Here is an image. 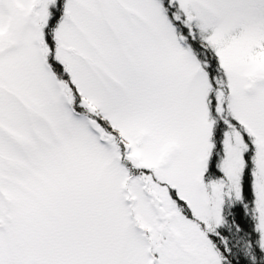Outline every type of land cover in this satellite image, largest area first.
I'll return each instance as SVG.
<instances>
[{"label": "snow or ice", "instance_id": "1", "mask_svg": "<svg viewBox=\"0 0 264 264\" xmlns=\"http://www.w3.org/2000/svg\"><path fill=\"white\" fill-rule=\"evenodd\" d=\"M0 264H264V0H0Z\"/></svg>", "mask_w": 264, "mask_h": 264}]
</instances>
